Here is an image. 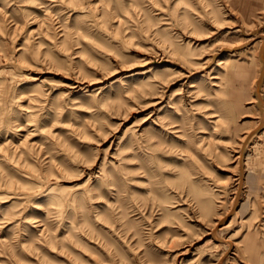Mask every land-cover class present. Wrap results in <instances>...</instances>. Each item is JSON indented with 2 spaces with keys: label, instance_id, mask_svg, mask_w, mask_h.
I'll return each instance as SVG.
<instances>
[{
  "label": "rangeland",
  "instance_id": "374dc122",
  "mask_svg": "<svg viewBox=\"0 0 264 264\" xmlns=\"http://www.w3.org/2000/svg\"><path fill=\"white\" fill-rule=\"evenodd\" d=\"M0 264H264V0H0Z\"/></svg>",
  "mask_w": 264,
  "mask_h": 264
}]
</instances>
